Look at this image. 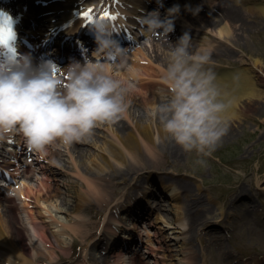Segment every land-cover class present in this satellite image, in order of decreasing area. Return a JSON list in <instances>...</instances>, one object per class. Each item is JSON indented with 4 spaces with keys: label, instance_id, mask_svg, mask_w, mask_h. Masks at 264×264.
<instances>
[{
    "label": "bare ground",
    "instance_id": "6f19581e",
    "mask_svg": "<svg viewBox=\"0 0 264 264\" xmlns=\"http://www.w3.org/2000/svg\"><path fill=\"white\" fill-rule=\"evenodd\" d=\"M2 1L3 0H0V4ZM17 1L19 2V0ZM74 1L76 0H72L71 3ZM146 1L149 0H113L112 5L114 12L109 13V15L115 16L116 19L107 20L111 22L112 27H115L117 23L127 19L125 15V7L128 6V8H130V13H135L137 10H142V5L140 3ZM52 3L51 7H49L51 10L50 15L48 14L47 16H44V19H46L47 22H51V17H54L61 22L70 17L65 16L69 14V12L65 9L67 6L62 7L64 14H59V7L64 4L63 2ZM176 5L179 6V11L172 17H168L167 11V14L164 15V19L166 17L171 18L173 22L174 19L182 20L183 26L188 24L189 26H194L196 28L194 32L195 34H197V29L200 26L198 30L200 31L199 33L201 36L199 38H190L191 43L194 46V48L190 49V51L195 52L203 48L209 50L213 54L216 52L214 50L215 46L218 45L220 41L226 40L233 44L232 41L235 36V30L237 29V21L241 19V11L239 10V7L236 5V3H233L229 0H177L174 6ZM81 10H83V8ZM204 10H206V12ZM244 10L249 14H264V3H260L256 7L244 5ZM40 11L42 14H44L46 11H48V7ZM83 13L85 12H79L74 15V20L76 17L78 20L81 19V17H84ZM118 13L123 14L124 17H118ZM102 14H98L97 17H100ZM208 14L210 16L206 17ZM77 19L75 20L76 25L78 24ZM79 23L82 25L83 22ZM173 25L174 30L168 33L167 36L160 34V41L157 42L155 35L151 40H149L145 47L139 49L134 54L135 57L140 55L138 56L139 58L129 56L128 58L124 59L132 60L134 57L133 66L138 67L137 69L139 70V73L134 70L130 71L125 69V65L123 64L124 60L119 62L121 63L120 66L113 65V67L116 68V73L112 71L111 65L103 63L106 71L114 78L126 83H129L127 80L132 78L133 80L138 81V85L141 84L140 86L142 87H140V89L142 90L137 89V85L129 83L132 87L127 97V107H129V104L133 105L136 104L137 101H140L141 105L143 104L145 107H152V109H154L159 103L157 101L158 99H155L156 97L153 96L156 93L154 86L156 87V85L163 84L160 79L165 72L164 66H166L167 52L183 35L182 32L180 37H177L176 29H179V32H181L183 27L180 29L179 25L175 23H173ZM207 32L215 37V41L210 40V36L203 35V33ZM132 43L131 45H133ZM135 43L136 42H134V45ZM151 48L152 52L148 51ZM146 50L147 52H150L149 54L151 58L148 56V54L146 55ZM242 55L243 57H241L240 60L243 62V64L238 68H222L220 69L221 72L218 71L214 73L213 71H210L212 66L211 64L210 66H205L206 71L217 74L215 76L214 84L219 89L222 96L231 104V107L225 114L227 120V131L222 136V138L232 133V127L234 126L237 119L246 114L252 108H257L255 104L256 101L254 99L258 100L264 98V87H262L264 85V72L260 68V61L256 57L253 60L250 59L247 61L244 58V54ZM140 74L142 76L144 74H147V76L150 75V78L145 79V76L141 78ZM142 79L145 80L142 81ZM163 87L166 88L164 84ZM147 114L149 116L147 121H141V115L136 116L133 114L134 117L132 122H130V125L129 123L127 125L125 122L121 121V119L114 124H105L104 129H106V134L101 135V133H93L92 136L88 138L92 139V141L86 143L89 145H96V152H87V150L84 148H77L75 143L69 147L70 158L67 159L68 165H66V169L72 172L71 174H73V176L78 179V189L75 196L77 198L75 203L68 208L69 211L73 213V216L71 217L72 222L63 223L62 226L69 230V233L73 236L74 240H80L84 248L89 247L90 249H97L100 247L102 244L101 242H103L104 239L103 237L95 235L97 230H103V235L105 232L110 235L112 237V243H107L105 245L106 247L104 248L109 250V253L112 252V258L103 260L101 264H124L122 260L124 258L123 255H126V253L123 252L129 253L130 256L128 258H134V261L130 264H137L139 262L138 260H141V256L137 255L133 250V246H135L137 242H140V238L137 239V236L134 234V228H136V225H138L137 223L143 218L146 219L148 217H146L148 212L145 211V208L140 209L141 213L139 212L138 208H141L144 198L146 199L150 196V194L153 192L155 193L156 183L154 182V179L153 181L146 179L148 187L145 188L143 193H138L136 190L133 195L135 196L134 200H132L133 196H131L133 191L128 194L126 200L123 199V197L126 196V193L122 194V197L120 198L117 195V192L124 185H126V183H128L129 179L127 178V174L129 169L130 172H134L137 170L136 166L140 164L139 167L144 168V172L142 171L139 174L140 177L145 172L147 173V170L151 171L152 168L155 167L142 166L141 161L143 160L141 155L144 151L149 154L151 159H154V157H157L158 153L160 152L166 155V150H169L170 153L177 154L179 149V146L176 145L174 141L165 138L158 119L154 118L149 111H147ZM124 115L129 117V115H132V111L129 113L128 109H126ZM11 135L7 136L4 140H0V159L3 157L1 152L5 151L6 144H8L7 141H13V145L15 146H11V148L14 150H17L16 148L21 146L24 148L23 145H26L23 137L19 136L17 140H14ZM101 138L103 141L99 144L98 142ZM80 143L81 142L78 144L81 145ZM58 147L59 146L52 145L51 152L46 148L43 152H36L32 150L33 152L39 154L41 161H46L45 164H39V172L43 171L44 175L40 180L36 178L35 184L29 180V178L34 180L33 177L36 173V171L34 172L32 168L31 170L26 168V171L23 169L20 176L18 169H14L12 165H6L5 159L0 160L1 165L11 169L12 175L17 176L18 182H24L23 187L21 190H19L20 193H17L16 187L18 186V182H7L6 180L0 178V184L5 186L0 187V189L8 190L11 193V195L5 197V199H0V264H40L42 259L39 257H44L45 255H47V257H45L46 261L42 264H60V261L69 258L72 259L75 256L74 252L71 250L72 246H70V244H64L63 240H61L63 233L60 230H52L53 227H51V225H56V223H58L57 219L52 214H49V216L46 215V217L47 219H50V221L48 222V220H44V211H49L48 204H53L51 203V200H55L56 202L62 193L61 188L56 187L55 183V180H57L58 171L54 170V168L51 166L52 161L57 162L55 154H59V151L56 149ZM76 148L79 149V151H77ZM76 152H80V154H78L79 157L76 155ZM87 155H89V161L88 163H83L81 158ZM14 159L15 158L12 157V160L9 162L11 164L14 163ZM128 163L130 165H128ZM126 164V169L124 171L120 170L122 169L120 167ZM149 174L151 178H154V172ZM23 176L28 178V184H26L24 181L25 179H19V177L22 178ZM132 176L135 177V174L132 173ZM120 177L123 179L122 181L117 180ZM137 179L138 177H136V180ZM257 182L258 185L261 187L263 186L259 179ZM140 183L141 182L139 181L135 182V186L133 185L134 188L138 189L141 187L142 184L138 186ZM178 185L181 190V194H185L186 198L188 199L186 202H188L189 208L194 210L195 206L199 204L198 202L200 201L199 199L195 200L194 198L196 194L193 192L195 189L194 184L188 181L180 180ZM112 186L114 187L112 188ZM164 187L160 185L159 190H163V192L166 190L171 191L173 198L172 200L174 201V205L176 204L177 206L178 218L176 220V224L178 225L176 227H185L187 223L184 219L185 210L183 209L182 200L180 199L181 194H179L176 190H173L172 186ZM125 189L126 188H124V190ZM238 192L239 191H237V193ZM17 194H19L21 198L20 200L23 201V205L27 209V220L33 224V232H30V229L26 230V223L25 226H22L21 223H19V225L15 219V217L18 218V215H16L17 202L14 201L17 199ZM118 201H122L120 205V209L122 211L121 214L118 211V206L116 211L114 210V207ZM45 202L47 203V206L43 207L42 204ZM53 206L56 208L59 207L57 202L56 205L54 204ZM135 207L138 209L136 211L137 213L134 212ZM82 210H87L91 217L89 219L82 218ZM100 211L103 213V215H98V212ZM126 212H128L130 216H133L134 219L123 216ZM19 217H21L20 219L24 222L26 221L25 216H23V218L22 216ZM152 219V224L155 225L156 223L158 228L155 239L161 244H158L157 247H154L151 242H146V240H152L149 238V235L153 234L148 232L149 235H146L148 239H143V242L145 241L147 243L146 252L153 255L154 253L152 249H156V253L158 252V255L160 251H163L162 255H158L160 256V260L155 258V261L151 262L153 264H159L161 261L162 264H166L167 262L164 263V261L169 259L173 254H170L171 249L164 244L166 242V236L164 234L162 239V234L164 233L163 228L165 223L169 224L170 221L168 220V217H165V214L163 215V213H160V211L154 213ZM134 220L136 222L135 224L132 223ZM28 232L29 235L35 238L38 237L39 241L43 245H40V242L30 237ZM94 238H96V240H94ZM54 243L57 244L60 249H54ZM31 250L35 252L34 256L30 255L29 251ZM132 254H134L135 257L132 258ZM137 257H139L138 260ZM184 259L187 260V262H191L193 259H195V257L190 255L189 252L184 256ZM89 260L99 264L98 260L93 259V254H90ZM86 262L89 261L85 260V263ZM249 263L264 264V258L262 259L257 257L252 259Z\"/></svg>",
    "mask_w": 264,
    "mask_h": 264
},
{
    "label": "rangeland",
    "instance_id": "374dc122",
    "mask_svg": "<svg viewBox=\"0 0 264 264\" xmlns=\"http://www.w3.org/2000/svg\"><path fill=\"white\" fill-rule=\"evenodd\" d=\"M72 0H64V5L67 6L65 8H72L76 6H72ZM105 0H76L74 4L84 3L89 5L88 7L94 8V10H98L101 6L105 5ZM239 7L241 11V19L237 21V29L235 30V36L233 39V44L230 41L222 40L218 45L215 46L213 54L210 52V61L207 66H211L210 71L221 72L220 69H234L241 67L243 62H241L240 58L243 57L248 60H253L255 57L260 61V68L264 72V14H249L244 10L245 6L256 7L260 3H264V0H229ZM80 5V4H79ZM77 5V6H79ZM80 5V6H81ZM206 12V10H204ZM64 14V13H62ZM210 15L208 14L209 17ZM190 20V18H189ZM175 24L180 26V29L183 27L181 32L179 29H176L177 37H180L181 33H188L190 38L200 37V31L197 29V34H195L196 28L194 26H183L182 20L174 19ZM197 25V24H196ZM203 35L210 36V40L215 41V37L207 33H203ZM157 42L160 41V35H156ZM174 46V45H173ZM148 51L152 52V48ZM150 52H147L146 55L151 58ZM134 56V55H132ZM131 56V57H132ZM137 57L135 58H139ZM134 57L132 60H124L123 64L125 65V69L130 71H137L139 73L138 67L133 66ZM141 58V57H140ZM121 64V63H120ZM120 64H117L120 66ZM164 66V65H163ZM135 67V68H134ZM157 67V66H156ZM166 68V66H164ZM112 71L116 73V68L112 66ZM212 73V74H214ZM217 74H214V77ZM141 78L145 76V79L150 78V75L144 74L143 76L140 74ZM145 79H142L144 81ZM161 80V79H160ZM162 81V80H161ZM127 82L137 85V89H140V85H138L137 80H133L132 78L128 79ZM215 83V79H214ZM264 87V85L262 86ZM153 88V87H152ZM156 89V93L153 95L158 99L157 101L161 102L160 91H165L166 88L163 87V84L154 86ZM142 90V89H140ZM128 95L126 96V101ZM246 98V97H245ZM244 98V99H245ZM256 101L257 108H252L246 114L241 116L236 120L234 126L232 127V133L230 135L224 136L217 144L214 151H212L209 156H198L195 151L193 152H184L180 146L178 147L177 154H172L169 150H166V155L161 152L158 153L157 157L151 159L149 154L144 151L142 156V166L148 167L152 166L151 171L147 170L139 177L140 172H144L143 167H139L138 164L137 170L134 172H129L127 174V178L129 179L128 183L124 185L118 192L117 195L121 198L122 194L126 193L123 199H127L128 194L133 191L132 195L137 192H142L145 188L148 187L146 183V179L152 180L156 183L155 193L150 194L146 199L144 198V202L141 208H145L148 212L146 214V219L143 218L134 228V234L140 241L142 239H148L146 235L148 232L153 235H149V238L152 239L146 240V242H151L154 247H157L158 243L155 239V235H157L158 228L155 223L152 224L153 214L156 212L165 214V217H168L170 221L169 224L164 225L162 234L166 236L167 245L173 254L169 259L165 260L166 264H250L252 259L254 258H264V98L263 99H254ZM158 103V104H159ZM157 104V105H158ZM135 105V106H134ZM156 105V106H157ZM129 113L132 111V115L127 117L123 114L121 121L125 122L127 125L133 120V114L136 116L141 115V121H147L148 114L147 111L152 112V107H145L143 104H140V101H137L136 104L130 105L127 107ZM140 116V117H141ZM135 120V119H134ZM104 129V125L97 127L94 129L93 133L101 135L106 134ZM92 139L85 140L81 142L79 145L75 143L76 147L84 148L85 150L96 152V145L86 144L87 142H91ZM101 138L100 141L102 142ZM59 146L57 151L59 154L56 155L57 162L52 161L51 166L54 170L58 171L56 187L61 188V195L58 197L56 201L59 207L53 206L56 205L55 200H51V204H48L49 211L45 212V219H47L46 215L52 214L58 221V223L52 224V230H60L63 235L62 239L64 244H70L71 250L74 252V256L72 259H65L60 261L61 264H96L90 259V254H93V259L98 260L99 264L103 262L105 259L112 258V252H108L105 245L107 243H112V237L108 235L106 232L104 235L102 234L101 229L97 230L95 235L99 237H103L104 241L101 242L99 248L90 249L84 248L80 240H74L73 236L69 233V230L62 226L63 223L72 222L73 213L69 211V207L76 201V194L78 189V179L71 174L69 170H67V159L70 158V146L62 147V145L57 144ZM52 145L46 147L48 151L51 150ZM76 148V149H77ZM79 151V149H77ZM77 153V154H76ZM78 155L80 152H76ZM74 154V155H75ZM79 157V155H78ZM82 157V156H81ZM80 157V158H81ZM79 159V158H78ZM202 159L204 161L203 164L197 163L198 160ZM83 163H88L89 155L81 158ZM136 162V161H135ZM44 163V162H43ZM45 164V163H44ZM128 165H130L128 163ZM39 163H32L31 168L36 171L34 174V180L29 178L30 181L35 184V179H41L43 174L40 171ZM126 165H122L120 170L124 171L126 169ZM111 171V170H110ZM107 172V171H106ZM151 172H154V178L150 177ZM132 173L135 174V177L132 176ZM40 177V178H38ZM136 177L138 179L136 180ZM24 181L28 184V178L24 177ZM258 179L260 183H262V187L258 185ZM117 180L122 181L123 179L120 177ZM188 181L194 184V193L195 200L199 199L195 206V209H190L188 199L186 195L181 194V190L179 188L178 182ZM141 182V187L138 189L134 188L135 182ZM23 183H20V186L17 188V193H20L19 190L23 187ZM134 185V186H133ZM172 186L173 190H176L179 194H181L180 199L182 200V206L185 210L184 219L187 223L185 227H176L178 211L176 204L174 205V201L172 200L171 191L159 190V186ZM198 185V187H197ZM114 186H112L113 188ZM121 187V186H120ZM119 187V188H120ZM118 188V189H119ZM124 188H126L124 190ZM134 188V189H133ZM161 188V187H160ZM165 188V187H164ZM237 191H239L237 193ZM14 201H16V215L15 217L17 223H21L22 226H25L26 230L30 229L31 232L33 230V224L29 220H27V209L23 205V201L20 200L19 194L16 195ZM135 196H133V199ZM67 200V201H65ZM121 202L115 205L114 210L116 211L117 206L119 207L118 211L121 214ZM42 206H47V203H43ZM48 208V207H47ZM135 207L136 212L138 210ZM162 209V210H160ZM193 210V212H192ZM133 212V213H134ZM132 213V212H130ZM137 213V212H136ZM141 213V212H140ZM98 215H103L100 211ZM105 215V214H104ZM19 216H25L26 221L21 220ZM82 218L89 219L90 213L86 210L81 211ZM128 218L134 219L133 216H130L128 212L125 215ZM103 218V217H102ZM135 224V220L132 222ZM20 225V224H19ZM103 226V224L101 223ZM144 225V227H143ZM103 228V227H102ZM64 231V232H63ZM33 232V231H32ZM29 235V232H28ZM30 237L36 239L38 242V237ZM158 238V237H156ZM96 240V238H94ZM100 241V240H99ZM145 241L143 244L145 246H140L137 244L134 248V252H139L137 255L143 257L137 264H153L151 261H155V258L160 260V256L163 251H160L157 255L156 249H152L153 255L146 252L147 243ZM41 243V242H40ZM139 243V242H138ZM40 245H43L42 243ZM163 245V246H165ZM68 247L67 245H65ZM54 249H60L57 244L54 243ZM120 250V249H119ZM62 251V250H59ZM117 251V250H116ZM30 255L34 256L35 252L33 250L29 251ZM169 252V251H168ZM167 252V253H168ZM190 252V255H193L195 259L191 262H187L184 259V256ZM88 253V255H87ZM126 255H123L124 264H130L134 260L128 258L130 255L127 252ZM166 253V254H167ZM132 257L134 254L131 255ZM44 257H39L42 259L40 261L42 264L45 262ZM147 257V258H145ZM84 260V262H83ZM89 261V262H86ZM126 261V262H125ZM92 262V263H91ZM39 264V263H35ZM159 264H162L160 261Z\"/></svg>",
    "mask_w": 264,
    "mask_h": 264
},
{
    "label": "clouds",
    "instance_id": "9594fccd",
    "mask_svg": "<svg viewBox=\"0 0 264 264\" xmlns=\"http://www.w3.org/2000/svg\"><path fill=\"white\" fill-rule=\"evenodd\" d=\"M167 11L172 17L179 6ZM139 23L153 35L167 36L174 30L173 20L160 19L158 11L143 15ZM13 25L11 17L0 11V140L19 133L29 149L43 152L49 145L83 142L95 128L123 117L131 84L110 75L98 59L73 61L64 68V76L52 61L33 65L28 55L13 54ZM89 25L98 57L115 60L124 55L126 48L112 37L115 29L109 20L95 18ZM192 48L190 36L184 33L167 52L161 77L166 90H158L161 102L151 115L158 119L165 138L184 152L209 156L227 131L225 114L231 104L214 84V74L205 70L210 51L192 52Z\"/></svg>",
    "mask_w": 264,
    "mask_h": 264
},
{
    "label": "snow or ice",
    "instance_id": "6c2138e0",
    "mask_svg": "<svg viewBox=\"0 0 264 264\" xmlns=\"http://www.w3.org/2000/svg\"><path fill=\"white\" fill-rule=\"evenodd\" d=\"M90 11H91V10H89V11L83 13V16L87 19V21H88L89 23H90L91 20H92L90 14H89ZM103 18H104V19H110V20H115V19H116L115 16H110L108 12H104V14H103ZM14 51H15V49H13V52H14Z\"/></svg>",
    "mask_w": 264,
    "mask_h": 264
}]
</instances>
